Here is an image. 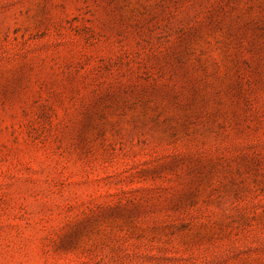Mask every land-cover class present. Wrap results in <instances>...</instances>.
<instances>
[{
    "label": "rangeland",
    "instance_id": "obj_1",
    "mask_svg": "<svg viewBox=\"0 0 264 264\" xmlns=\"http://www.w3.org/2000/svg\"><path fill=\"white\" fill-rule=\"evenodd\" d=\"M0 264H264V0H0Z\"/></svg>",
    "mask_w": 264,
    "mask_h": 264
}]
</instances>
